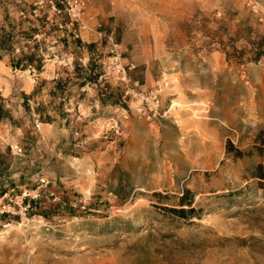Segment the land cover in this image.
Wrapping results in <instances>:
<instances>
[{
  "label": "rangeland",
  "instance_id": "obj_1",
  "mask_svg": "<svg viewBox=\"0 0 264 264\" xmlns=\"http://www.w3.org/2000/svg\"><path fill=\"white\" fill-rule=\"evenodd\" d=\"M54 1L0 0L46 17L42 73L0 59V264H264V0ZM73 38L101 76L52 99Z\"/></svg>",
  "mask_w": 264,
  "mask_h": 264
},
{
  "label": "trees",
  "instance_id": "obj_2",
  "mask_svg": "<svg viewBox=\"0 0 264 264\" xmlns=\"http://www.w3.org/2000/svg\"><path fill=\"white\" fill-rule=\"evenodd\" d=\"M54 5L57 10H61L63 8L61 3L56 0L54 1ZM45 18V16L37 17L35 21L38 22L39 25L35 26L33 21H30L27 19V17H24V19L22 18L18 23H15L8 17V15H5L4 21L0 25V59L3 56H7L9 66L13 70L23 72L29 70L34 71L37 74L42 73L46 61V49L43 46V41H38L35 36L40 33L41 28H44ZM25 24H28V27H25ZM69 35L72 36L71 33H69ZM60 42L67 50L69 46L67 37L61 38ZM71 45L74 50L84 49L86 51L88 56L87 65L82 66L74 61L70 76L66 77L65 79H55L53 81V87L47 93L52 99H67L73 87L76 89H81L85 85L97 84L98 79L101 76L100 64L96 59L93 58L94 52L97 51V45L95 43L84 44L78 38H73ZM261 55H264V51H262L260 45H257L255 57L257 58ZM42 86L43 82L37 83L35 89L30 95L22 94V104L25 110H30L29 102L34 100L35 96L39 94V92L42 90ZM112 95L113 94L110 91V87L106 83L104 85V90H99L98 96L100 103L104 105L109 103L114 104L117 102L114 99V101H110L113 98ZM35 105V111L39 116L38 120L40 123H50L53 121L49 115L45 114V106L40 103H36ZM4 113L8 116V112L3 111V108L0 106V120L3 118H11L5 117L6 115ZM256 169L259 170V172H262L261 165L257 166ZM7 174V170H5L3 163L0 161V192H3L6 188L4 185V180L7 179ZM257 178L262 180L264 179L263 175H259ZM184 206L190 207L191 205L181 201V209H173L177 214H182V218L186 217L183 215L186 213L185 210L182 209ZM190 210V212H192L193 209Z\"/></svg>",
  "mask_w": 264,
  "mask_h": 264
},
{
  "label": "built area",
  "instance_id": "obj_3",
  "mask_svg": "<svg viewBox=\"0 0 264 264\" xmlns=\"http://www.w3.org/2000/svg\"><path fill=\"white\" fill-rule=\"evenodd\" d=\"M112 60H113L114 62H117V61L119 60V56L117 55V56L113 57ZM118 68H119L118 71L121 72L122 80H125V79H126V73H125L124 68L121 67V66L118 67ZM152 101L154 102L155 105L158 104V99H157L156 96H153V97H152ZM18 152H21V149H18Z\"/></svg>",
  "mask_w": 264,
  "mask_h": 264
}]
</instances>
